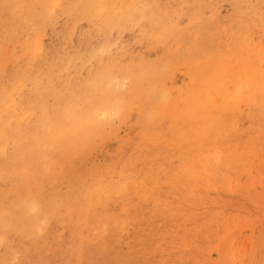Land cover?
Wrapping results in <instances>:
<instances>
[{
  "label": "rangeland",
  "instance_id": "1",
  "mask_svg": "<svg viewBox=\"0 0 264 264\" xmlns=\"http://www.w3.org/2000/svg\"><path fill=\"white\" fill-rule=\"evenodd\" d=\"M77 1L0 0V264H264V0Z\"/></svg>",
  "mask_w": 264,
  "mask_h": 264
},
{
  "label": "bare ground",
  "instance_id": "2",
  "mask_svg": "<svg viewBox=\"0 0 264 264\" xmlns=\"http://www.w3.org/2000/svg\"><path fill=\"white\" fill-rule=\"evenodd\" d=\"M64 1V0H63ZM134 1V0H133ZM37 2H39V0H37ZM77 0H72V3H71V6L68 8V9H66L65 8V12H69V13H73V11L75 12V8H74V5L75 4H77ZM119 2V1H118ZM132 2V1H131ZM54 3V2H53ZM59 3V2H58ZM127 3H130V2H127ZM135 3V2H134ZM48 4H49V2H48V0H44V4H42V10H41V14L44 16V17H46V16H48V11H49V9H48ZM126 4V3H125ZM130 4H132V3H130ZM144 4V3H143ZM51 5V4H50ZM57 5V4H56ZM99 5V4H98ZM135 5V4H134ZM133 5V6H134ZM140 5V4H139ZM145 5H146V3H145ZM125 6V5H124ZM126 6H127V4H126ZM52 7V6H51ZM88 7V5H86V7H84V8H87ZM90 7L92 8V6L90 5ZM121 7V6H120ZM131 7V6H130ZM136 7H139V6H136ZM12 8H14V5L13 6H11L10 7V9H12ZM107 8V7H106ZM122 8H123V6H122ZM142 8V7H141ZM147 8V7H146ZM146 8H145V10H146ZM99 9H100V5H99ZM108 9V8H107ZM107 9H106V11H107ZM112 9V8H111ZM136 9V8H135ZM143 9H144V7H143ZM54 10V9H53ZM95 10V9H94ZM97 10V9H96ZM140 11H141V9H139ZM123 11V10H122ZM132 12L134 11V10H131ZM130 11V12H131ZM136 11H137V9H136ZM140 11L138 12V14H141L140 13ZM110 10L108 11V16L106 15V18L108 17V19L106 20V22H105V24H106V26H108V27H110L111 26V23L113 24V17H111L110 16ZM123 12H125V11H123ZM130 12H128V13H130ZM135 12V11H134ZM133 12V13H134ZM137 12H135V13H137ZM143 12H145V11H143ZM142 12V14L143 15H145L144 13ZM96 13H99V12H96ZM95 13V14H96ZM103 13H105V12H103ZM126 13V12H125ZM68 14V13H67ZM112 14V13H111ZM82 15H84V14H82ZM125 15V14H124ZM134 15V14H133ZM132 15V17H134ZM102 16V15H101ZM127 16V15H126ZM128 16H129V14H128ZM131 16V15H130ZM137 16V15H136ZM138 16H140V15H138ZM142 16V15H141ZM116 17V16H115ZM143 18H144V16H142ZM119 18V17H118ZM129 18V17H128ZM137 18V17H136ZM139 18V21H141L140 20V17H138ZM142 18V19H143ZM111 19H113V20H111ZM127 19V18H126ZM147 19V18H146ZM136 20H138V19H136ZM145 20V19H144ZM138 21V22H139ZM135 23H137V22H135ZM141 24V23H140ZM114 26V25H113ZM138 26V25H137ZM126 28V27H125ZM115 30V29H114ZM125 30V29H124ZM220 30V29H219ZM58 31H60V30H58ZM231 32V31H230ZM243 37V36H242ZM249 37V36H248ZM228 38V37H227ZM226 38V39H227ZM251 38V37H250ZM120 41V40H119ZM241 41V40H240ZM246 42H248V41H246ZM239 43V42H238ZM39 44H40V42H39ZM113 45V44H112ZM115 45V44H114ZM242 45V44H241ZM41 46H43V45H41ZM40 46V47H41ZM111 46V45H110ZM194 46V45H193ZM256 46V45H255ZM37 47V46H36ZM190 47V46H189ZM242 47V46H241ZM39 48V47H38ZM218 48V47H217ZM36 49V48H35ZM40 50V49H39ZM109 50V49H108ZM7 52V51H6ZM219 53V52H218ZM130 54V53H129ZM217 54V53H216ZM257 54V53H256ZM5 56V55H4ZM29 56V55H28ZM217 56V55H216ZM221 56H222V54H221ZM30 57V56H29ZM220 57V56H219ZM206 58H207V56H206ZM212 58V57H211ZM37 61V60H36ZM206 63V62H205ZM250 63V62H249ZM248 63V64H249ZM7 64V63H6ZM250 64H252V63H250ZM259 64V63H258ZM209 65H211V64H209ZM215 65V64H214ZM220 65V64H219ZM222 65V64H221ZM245 65V64H244ZM216 66V65H215ZM246 66V65H245ZM62 67V66H61ZM151 67V66H150ZM169 67V66H168ZM252 67V66H251ZM251 67H250V70L247 68V67H245L244 68V70L245 69H248L249 71H251ZM261 68V67H260ZM51 69V68H50ZM262 69V68H261ZM243 70V71H244ZM260 70V69H259ZM163 71V70H162ZM216 71V70H215ZM230 70H228L227 72H229ZM245 72H246V70H245ZM252 72V71H251ZM165 73V72H164ZM164 73H162L163 75H164ZM204 73V72H203ZM245 74V73H244ZM252 74H253V72H252ZM252 74H249L248 72H247V74L246 75H248V78H250V79H248L247 78V80L249 81V80H251V81H249V82H251V84H253V82L252 81H254L255 79H254V76L252 75ZM140 75V74H139ZM250 75H252V76H250ZM262 75V74H261ZM110 76V75H109ZM241 76V75H240ZM240 76H238V78H236V83H235V86L234 87H236V90H235V94H234V96L232 97V100L233 101H231V100H229V99H225V98H228L227 96H226V94H229V93H227V92H225L227 89L224 87V84H223V80H226L227 81V79L228 78H230V79H234V77H233V75H225V77L223 78L222 77V79L221 80H218V82L216 81V80H213V79H215V77L213 76L212 77V79H210L209 81L211 82V80H212V83H211V85H209V87H207V88H205L204 89V91H202L203 89H201V91H196V93H195V98H194V100H195V102L197 103V105L196 106H192V108L190 109V110H188V111H184L183 110V112H185V113H190L192 116L191 117H193V118H196L197 120H199L201 117H200V113H206V111L208 112L207 113V116L205 115V117H206V119L205 118H203L204 116V114L202 115L203 117L201 118V119H203V120H205V123L202 125V124H200V125H202V126H204L205 127V129H206V132L208 133V134H213L215 131H217V132H219V130H222V128H223V125H224V123H223V121H221V120H223V117H220L219 115H217V114H212V113H215L216 112V110L217 109H213L211 112V114H210V109H211V106H213V105H211L210 104V102H209V99L210 100H212V94H221L222 96H221V99L222 100H220L219 101V98H218V103H222L223 104V106H227V107H229L228 109H231V110H228V111H233L232 109H234V108H236V107H234V105L235 104H237L238 103V99L240 100V98L238 97V96H241V95H239V93H241V90L243 89V86H242V84H244V83H246V82H244L243 83V81H242V78L240 77ZM244 76V75H243ZM250 76V77H249ZM106 77V76H105ZM105 77H104V79H105ZM108 77V76H107ZM106 77V78H107ZM217 78H219V77H217ZM204 79H206V78H204ZM229 79V80H230ZM196 80H197V78H196ZM246 80V81H247ZM126 81V80H125ZM202 81H204V80H202ZM225 81V82H226ZM235 80H232L231 81V83L232 82H234ZM104 82H105V80H104ZM109 82V81H108ZM209 82V83H210ZM230 83V81H227L226 83ZM48 83V82H47ZM149 83V82H148ZM110 84H111V82H110ZM254 84H255V81H254ZM104 85H106L105 83H104ZM260 85H262L261 83H260ZM48 86V85H47ZM109 85H107V87H108ZM123 86V85H122ZM228 86V85H227ZM255 86V91L257 92V98H256V101H258V94H259V96L261 95V93H260V88H259V90L257 91V89H258V87H256V85H254ZM16 87V86H15ZM105 87V86H104ZM231 87V86H230ZM262 87V86H261ZM264 87V86H263ZM18 88V87H17ZM122 88V87H121ZM120 88V89H121ZM246 88V87H245ZM111 89V88H110ZM198 89V88H197ZM231 89V88H230ZM263 89V88H262ZM14 90V89H13ZM12 90V91H13ZM36 90V89H35ZM103 91H104V89H103ZM106 91V90H105ZM243 91V90H242ZM99 92H101V91H99ZM101 93H103V92H101ZM106 94V93H105ZM244 94V93H243ZM102 95H104V94H102ZM31 96V95H30ZM113 96V95H112ZM217 96V95H216ZM220 96V95H219ZM244 96V95H243ZM102 97V96H101ZM105 97V96H104ZM114 97V96H113ZM124 97V96H123ZM194 97V96H193ZM106 98V97H105ZM214 98V97H213ZM114 99V98H113ZM231 99V98H230ZM255 99V98H254ZM33 100V99H32ZM106 100H107V102H101L100 104H102L101 106H99L98 107V109H100L99 110V114L101 113H103L104 115L105 114H108V115H106V116H109V114L110 113H113V114H115V115H118V114H120L122 111V106H120V103L118 104L117 102L116 103H114V100L113 101H109L108 100V98H106ZM105 100V101H106ZM115 100H117V99H115ZM163 100V99H162ZM169 100V99H168ZM248 100V99H247ZM104 101V100H103ZM213 101V100H212ZM255 101V100H254ZM89 102H91V101H89ZM240 102V101H239ZM104 103V104H103ZM10 104H12V103H10ZM238 104H240V103H238ZM10 106V105H9ZM123 106H125V105H123ZM236 106V105H235ZM175 106H173V108H174ZM43 108V107H42ZM172 108V109H173ZM239 108V107H238ZM124 109V108H123ZM182 109H185V108H182ZM94 110H95V108H94ZM97 110V109H96ZM171 110V109H170ZM174 110V109H173ZM176 110V109H175ZM174 110V111H175ZM206 110V111H205ZM96 113H97V111H96ZM30 114V113H29ZM33 114V113H32ZM47 114V113H46ZM73 114H74V112H73ZM83 114H86V113H83ZM112 114V115H113ZM190 114H189V117L188 118H191L190 117ZM44 115V114H43ZM87 115V114H86ZM86 115H84V117H82V116H80V119L78 118V116H76L77 117V119H78V122H76L75 121V123H74V126H75V124H77L75 127L73 126V128H72V132L74 133V137L76 138V136H79V133L81 134V133H83V136H84V134H85V132H86V130H87V122L89 121V119H87V118H90L89 116H86ZM103 115V116H104ZM111 115V114H110ZM199 115V116H198ZM71 116H73V115H71ZM87 118H86V117ZM95 116V115H94ZM100 116V115H99ZM45 117V116H44ZM66 118H67V116H65ZM65 117H63V118H65ZM68 117H70L69 115H68ZM74 117V116H73ZM97 117V116H96ZM184 117H187L186 116V114H185V116ZM17 118V117H16ZM98 118V117H97ZM96 118V119H97ZM193 118H191V119H193ZM69 119V118H68ZM67 119V120H68ZM63 120V119H62ZM67 120H65V121H67ZM75 120H76V118H75ZM90 120H92V119H90ZM101 120H102V118H101ZM183 120H186V119H183ZM202 120V121H203ZM11 121H12V119H11ZM73 121V120H72ZM94 121V120H93ZM110 121V120H109ZM201 122V121H200ZM220 122V123H219ZM59 123V122H58ZM61 123H62V121H61ZM60 123V125H62ZM57 124V123H56ZM68 124V123H67ZM70 124V123H69ZM69 124H68V126H69ZM72 124V123H71ZM58 125V124H57ZM91 125H93V124H91ZM94 125H95V123H94ZM220 125V126H219ZM2 126H3V124H2ZM55 126V125H54ZM96 126V125H95ZM62 128H63V126H62ZM1 129V128H0ZM52 129V128H51ZM65 129V128H64ZM68 129V128H67ZM197 129H198V127H197ZM200 129H201V132H203L202 130H203V128H201L200 127ZM71 130V129H70ZM90 130V129H89ZM186 130V129H185ZM54 131V130H53ZM88 132V131H87ZM97 133V132H96ZM53 134V133H52ZM51 134V135H52ZM71 134V133H70ZM88 134V133H87ZM58 135V134H57ZM82 135V134H81ZM184 135V134H183ZM91 138V137H90ZM36 139V138H35ZM57 142H59L60 140H61V137H58L57 139ZM82 140H83V138H82ZM47 141H50V140H47ZM56 142V143H57ZM64 144H66V143H64ZM214 151V150H213ZM212 151V152H213ZM215 153V152H214ZM211 154V153H210ZM213 154V153H212ZM211 154V155H212ZM208 156V155H207ZM210 156V155H209ZM212 158V157H211ZM135 174V173H134ZM126 177V176H125ZM127 178V177H126ZM123 184V183H122ZM130 188H129V190H134V188H133V186L130 184ZM121 187V186H120ZM119 189V188H118ZM139 189V188H138ZM118 192H119V190H117ZM116 191V192H117ZM130 192H132V191H130ZM137 192V191H136ZM121 193V192H120ZM127 193H129L128 191H127ZM122 194V193H121ZM34 209H36V207H34Z\"/></svg>",
  "mask_w": 264,
  "mask_h": 264
}]
</instances>
